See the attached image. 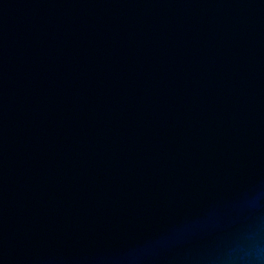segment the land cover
Listing matches in <instances>:
<instances>
[{
    "label": "water",
    "instance_id": "1",
    "mask_svg": "<svg viewBox=\"0 0 264 264\" xmlns=\"http://www.w3.org/2000/svg\"><path fill=\"white\" fill-rule=\"evenodd\" d=\"M0 264H264V0H0Z\"/></svg>",
    "mask_w": 264,
    "mask_h": 264
}]
</instances>
